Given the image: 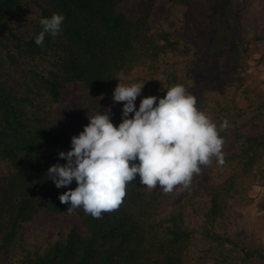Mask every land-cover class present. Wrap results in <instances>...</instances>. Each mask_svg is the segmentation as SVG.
I'll return each mask as SVG.
<instances>
[{"label": "trees", "instance_id": "16d2710c", "mask_svg": "<svg viewBox=\"0 0 264 264\" xmlns=\"http://www.w3.org/2000/svg\"><path fill=\"white\" fill-rule=\"evenodd\" d=\"M146 1L143 13L132 16L121 7L125 0H0V264H264V195L261 215L249 226L234 208L250 204L253 181L264 179V88L258 85L243 90L253 116L242 108L232 122L218 124L228 121L219 135L236 144L224 153L230 165L224 179L204 182L174 203V192L148 190L137 174L118 210L96 219L77 208L81 224L65 237L35 248L28 243L25 223L67 212L59 196L78 186L73 180L57 188L47 177L50 166L66 164L58 153L71 150L69 125L54 119L67 85L80 83L94 96L90 116L110 109L118 126L124 102L107 101L112 88L134 71L159 74L167 57L189 52L180 36L153 22L159 0ZM165 1L187 7L197 0ZM214 1V36L228 38L234 2ZM53 13L65 16L61 33L38 46L39 21ZM254 30L248 37L264 40V30ZM245 50L243 59L259 51Z\"/></svg>", "mask_w": 264, "mask_h": 264}, {"label": "clouds", "instance_id": "9594fccd", "mask_svg": "<svg viewBox=\"0 0 264 264\" xmlns=\"http://www.w3.org/2000/svg\"><path fill=\"white\" fill-rule=\"evenodd\" d=\"M64 20L57 13L41 18L42 31L35 43L43 46L46 35L58 36ZM144 86L118 83L113 102H124L122 122L118 126L112 123L110 109L88 116L84 130L71 138V150L58 153L66 164L48 168L47 177L57 188L67 187L73 180L78 185L59 196L61 204L70 202L69 213L82 208L100 219L102 213L118 210L137 174L148 190L159 186L167 194L187 189L193 176L201 173V166H211L213 158L220 165L225 163L224 139L219 132L228 127L226 119L218 129L198 110L196 97L183 85L167 89L163 98H143L137 110L134 102Z\"/></svg>", "mask_w": 264, "mask_h": 264}, {"label": "rangeland", "instance_id": "374dc122", "mask_svg": "<svg viewBox=\"0 0 264 264\" xmlns=\"http://www.w3.org/2000/svg\"><path fill=\"white\" fill-rule=\"evenodd\" d=\"M233 2L231 32L228 38L214 36L210 18L216 7L214 0H197L187 7L175 6L165 0L157 2L152 14L153 22L180 36L189 47V52L167 57L159 74L145 76L144 72L134 71L133 76L124 79L125 81L121 80L120 84L125 86L145 83L141 95L134 102L137 110L143 98H163L167 89L183 85L188 94L196 97L198 110L208 115L217 128L221 118L232 122L239 116L242 108L250 116L255 114L256 111L248 108L243 90L246 85L264 88V40L248 37L249 32L257 31L254 29L264 30V0ZM121 7L130 15L138 16L147 7V1L125 0ZM247 47H251V51L255 48L259 51L252 57L243 59L242 55H246ZM93 100L94 96L80 83L69 84L64 89L60 102L54 105V119L68 124L72 135H79L87 125ZM112 100V96L107 99L112 106H116ZM133 115L134 113L129 114V117ZM227 131L232 133L230 129ZM235 148V142L228 136L224 141L223 153ZM229 171V164L220 165L213 158L211 166L202 165L198 181L192 179L187 189L173 191L174 203L184 200L204 182L224 179ZM250 194L253 198L250 204L234 206L244 214L245 218L241 221L244 226L251 225L261 215L258 203L264 195L263 178L253 181ZM77 223L81 224V218L76 211H67L52 217L39 215L25 223L28 243L33 248L47 246L50 242L65 237L69 229ZM260 235L264 240V227L260 230Z\"/></svg>", "mask_w": 264, "mask_h": 264}]
</instances>
